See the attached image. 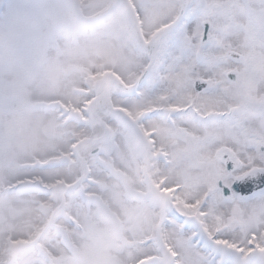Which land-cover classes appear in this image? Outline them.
I'll return each instance as SVG.
<instances>
[{"label":"snow or ice","instance_id":"snow-or-ice-1","mask_svg":"<svg viewBox=\"0 0 264 264\" xmlns=\"http://www.w3.org/2000/svg\"><path fill=\"white\" fill-rule=\"evenodd\" d=\"M113 8L84 120L116 173L98 264H264V0Z\"/></svg>","mask_w":264,"mask_h":264},{"label":"rangeland","instance_id":"rangeland-1","mask_svg":"<svg viewBox=\"0 0 264 264\" xmlns=\"http://www.w3.org/2000/svg\"><path fill=\"white\" fill-rule=\"evenodd\" d=\"M76 1L89 17L110 5ZM116 14L86 24L72 0H0V264H98L116 173L80 141ZM78 179L55 211L56 184Z\"/></svg>","mask_w":264,"mask_h":264},{"label":"water","instance_id":"water-1","mask_svg":"<svg viewBox=\"0 0 264 264\" xmlns=\"http://www.w3.org/2000/svg\"><path fill=\"white\" fill-rule=\"evenodd\" d=\"M122 2H123V0H110V5L108 6V8L103 13L97 14V15H94V16H90V17L89 16H85V15L82 14V12H81L76 0H72V5H73V9H74V12L77 15V17L81 21H83L84 23L91 24V23L100 22L104 18L110 16L112 14V12L114 11L113 5H116L117 3H122ZM111 78H112V74L108 76L107 83L111 80ZM80 143H86V142L83 139ZM77 183H78V181H76L72 185H66V184H63V183H59L57 185L56 188L58 190V193H59V196H60L61 200H63L65 193L71 192V191H73L75 189V187L77 186ZM29 244L30 243L21 244V245L18 246V248H22V247L28 246Z\"/></svg>","mask_w":264,"mask_h":264},{"label":"flooded vegetation","instance_id":"flooded-vegetation-1","mask_svg":"<svg viewBox=\"0 0 264 264\" xmlns=\"http://www.w3.org/2000/svg\"><path fill=\"white\" fill-rule=\"evenodd\" d=\"M57 211V210H56Z\"/></svg>","mask_w":264,"mask_h":264}]
</instances>
